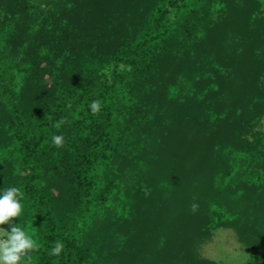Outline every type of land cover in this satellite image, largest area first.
Listing matches in <instances>:
<instances>
[{
    "label": "trees",
    "instance_id": "trees-1",
    "mask_svg": "<svg viewBox=\"0 0 264 264\" xmlns=\"http://www.w3.org/2000/svg\"><path fill=\"white\" fill-rule=\"evenodd\" d=\"M30 2L0 0V157L15 171L4 190L20 189L22 215L15 219L32 220L38 245L21 264H105L101 237L110 227L95 226L120 220L132 204L115 170L139 156L158 167L164 157L171 163L182 155L181 147L171 148L178 126L215 153L219 194L184 222L166 224L155 256L170 249L176 264H217L201 257L197 244L217 227H232L251 245L246 264H264L256 242L264 219L246 207L264 202V132L255 128L264 116V73L258 68L255 86L234 98L220 90L228 65L205 53L193 69L184 55L207 42L214 0ZM238 40L224 41L231 61L243 47ZM245 49L251 73L259 60L254 48ZM94 100L103 105L98 115L89 107ZM61 118L68 123L55 127ZM54 135L63 136L62 148ZM57 241L64 249L50 255Z\"/></svg>",
    "mask_w": 264,
    "mask_h": 264
},
{
    "label": "rangeland",
    "instance_id": "rangeland-1",
    "mask_svg": "<svg viewBox=\"0 0 264 264\" xmlns=\"http://www.w3.org/2000/svg\"><path fill=\"white\" fill-rule=\"evenodd\" d=\"M33 1L29 5L32 6ZM213 6L217 16L207 34V42L184 55L192 60L193 69L198 67L199 56L205 58V53H211L217 65H228L229 78L222 81L220 90L229 92L230 96L236 95L234 98H237L238 94L243 95V92L255 86L253 79L257 80L254 75L258 68L259 76L264 73V0H214ZM229 38L239 39L243 46L232 61L229 60L231 53L223 47L224 41ZM248 47L254 48V57L256 61L259 60V67H253L251 73H246L251 60L246 52L249 49H245ZM66 55V52L58 54L55 62L59 63ZM208 73L212 75L213 71ZM252 75L253 78L250 79ZM43 87L50 90L51 84L46 83ZM224 97L226 98L227 94ZM235 100L231 99L229 102L234 103ZM208 125L210 123L206 124ZM255 128L264 132V116L255 123ZM177 130L178 135L171 148L181 147L182 155L177 153V158L171 163L164 157L158 167L153 159L151 162L150 158L148 160L146 156H139L136 157L137 160L131 159L120 164L115 170L114 174L124 180L126 197L131 198L132 204L120 220L112 221L108 217L106 221L95 226L99 231L110 227V232L101 237L104 245L100 252H104L105 264H176L170 249L155 256L158 232L166 231L165 225L168 223L184 222L188 213L193 214L190 210L192 203L199 204L195 213L197 214L200 207H203L201 201L218 196L219 191L216 190L215 184L222 177V165L216 162L215 153L208 151L209 148L201 139L198 138L195 142L189 133L184 132L185 129L182 130L178 126ZM1 131L0 124V151L4 150ZM258 170L260 176L264 177V166ZM14 173L8 158L0 157V195L5 191V180ZM239 182L237 179L236 183ZM230 190L235 191L234 188ZM261 198L263 202L264 195ZM228 202L234 204L233 201ZM253 203L252 200L246 205L247 208H254L253 218L264 219V202L259 207ZM14 222L15 226L33 237L32 220L17 222L14 218ZM256 242L264 246V232L257 236ZM196 249L201 257L217 264H242L249 259L252 252L251 245L240 241L232 227L213 229L208 238L197 244Z\"/></svg>",
    "mask_w": 264,
    "mask_h": 264
},
{
    "label": "clouds",
    "instance_id": "clouds-1",
    "mask_svg": "<svg viewBox=\"0 0 264 264\" xmlns=\"http://www.w3.org/2000/svg\"><path fill=\"white\" fill-rule=\"evenodd\" d=\"M93 115H98L103 107L99 100H94L89 105ZM68 123L66 118H61L54 126L59 128L63 124ZM52 143L62 148L64 146V138L61 135H54ZM23 194L17 187L7 188L0 195V264H21L22 259L27 257L29 253L36 251L38 245L36 241L25 231L15 226L14 218L22 215ZM199 209L198 203H192L190 210L195 214ZM9 225L10 231L3 225ZM64 249L63 243L57 241L50 250V255L59 256ZM246 264V262H242Z\"/></svg>",
    "mask_w": 264,
    "mask_h": 264
}]
</instances>
